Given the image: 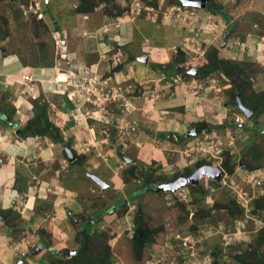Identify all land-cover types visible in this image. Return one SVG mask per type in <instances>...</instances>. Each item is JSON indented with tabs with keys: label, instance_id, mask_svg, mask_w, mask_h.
<instances>
[{
	"label": "rangeland",
	"instance_id": "1",
	"mask_svg": "<svg viewBox=\"0 0 264 264\" xmlns=\"http://www.w3.org/2000/svg\"><path fill=\"white\" fill-rule=\"evenodd\" d=\"M117 1L124 14L113 18L104 4L82 13L79 0H0V118L15 122L13 102L28 96L21 99L18 126L37 115L36 105L43 107L69 144L35 136L46 141L34 150L50 141L55 146L40 157L30 154L0 186L6 230L0 236L10 231L9 245L17 244L21 261L43 251L49 259L53 247L56 257H71L84 225L71 216L77 210L92 217L87 232L109 242L111 264H243L238 257L245 254L248 263L262 262L264 210L256 209V200L264 196V113L251 117L232 101L236 85L224 69L243 72L248 94L264 91V58L232 57L236 42L251 32L264 54V0ZM254 2L258 9L250 7ZM215 56L229 63L204 74ZM168 62L177 67L171 74ZM92 63L100 72H92ZM17 66L31 67V74L22 78ZM182 85L195 87L187 98L191 107L173 96ZM171 96V104L164 103ZM201 126L206 129L191 136ZM0 140H7L1 148L10 142ZM78 156L81 163L72 164ZM245 157L254 169L244 166ZM226 159L233 173L224 169ZM132 168L136 179L128 183ZM196 173L198 183L172 189L178 178ZM230 200L244 208V217L214 207ZM201 208L210 213L197 220ZM140 212L143 228L156 233L138 260L133 246Z\"/></svg>",
	"mask_w": 264,
	"mask_h": 264
},
{
	"label": "trees",
	"instance_id": "2",
	"mask_svg": "<svg viewBox=\"0 0 264 264\" xmlns=\"http://www.w3.org/2000/svg\"><path fill=\"white\" fill-rule=\"evenodd\" d=\"M80 1V8L82 10V13L88 14V13H93L100 4L105 5V11L107 16H111L113 18L120 17L124 14V9L121 7V5L118 3L117 0H79ZM217 53V52H216ZM215 63L212 64L211 66H206V68L203 69L204 74H209L216 72L218 70L223 71V64L229 63L226 60H219L215 56ZM151 61L153 65H158L156 64V60L151 58ZM234 63V62H233ZM160 65V64H159ZM168 68L165 69L167 72H170L169 74L173 73L175 68L174 64L171 62L167 63ZM120 69L119 67L116 68ZM180 69V68H179ZM200 72V70H199ZM201 72V73H202ZM224 73L235 83V89L232 90L230 93V97L232 101L238 102L240 100L241 104L250 111L251 114H253V117H259L261 113H264V91L262 93H256L253 92L252 94H248L247 90L249 87V84L245 80V76L243 75V72H228L224 69ZM37 109L39 110L37 115L30 119L27 126L23 128H18V133L20 135L21 139H26L27 137H35V136H47L50 137L53 141L59 142L60 144H64L66 146H69L67 140L63 138L61 135H58L57 132L58 130L54 128V126L51 124V122L48 120V116L46 114V110L43 107L37 106ZM8 118V116H7ZM11 121L10 119H8ZM202 128H197V132L201 133L203 130ZM82 158L76 157L75 162H72V164H80ZM79 161V162H78ZM244 166L247 165L250 167V169H254V166H252V162L247 160L246 157L243 160ZM224 169L226 168L227 171L230 173H233L234 167L231 165L230 161L226 159L223 163ZM134 168L131 170L126 171V177H127V182L130 183V181L134 178L136 179V176L134 174ZM188 174V173H187ZM186 174V175H187ZM185 174H182V176ZM189 176H183V177H190ZM131 179V180H130ZM133 179V180H134ZM180 179V178H178ZM177 179V180H178ZM153 183L149 180H145L144 186L149 188L152 187ZM203 203V198L201 199V203ZM214 207L216 208H222L227 211H229L231 216L236 217L237 215H240L244 217V208L237 204L236 201L230 200V202L226 203H221V204H216ZM256 209L257 210H264V196L256 200ZM209 211H206L204 209H200L196 214L195 217H197V220L204 219L209 215ZM143 216V212L139 213V216H137V223L138 225L140 224L138 228V232L136 234L137 241L134 243L133 250L135 254V258L138 260H141L143 256V252L145 249V245L149 243V241H153V234L156 233V231H151L147 227L143 228V224L141 223V219ZM76 220L80 221V225L82 226L83 223V229L78 230L77 238L76 241L79 245V248L76 250V254L72 255L71 257H54L53 252L51 253L52 256L49 259H46L49 264H111V256H112V250L111 247L109 246V242L98 232H95L93 234L87 232L86 230V224L85 221L88 220L91 216L90 215H85L84 212L76 215ZM92 218V217H91ZM3 220L6 222L7 226L9 228L14 229L13 225L11 226L10 223H8L5 219ZM76 220L72 222L75 226ZM87 222V221H86ZM79 225V224H78ZM264 231V230H263ZM262 231V233H263ZM158 233V232H157ZM262 238V239H261ZM260 239L264 240V237L262 236ZM260 245V244H259ZM217 255V254H216ZM249 256L247 254L241 255L238 257V260L241 261L243 264H252L248 263ZM214 264H219L218 262H215ZM257 264H264V260L257 262Z\"/></svg>",
	"mask_w": 264,
	"mask_h": 264
},
{
	"label": "crops",
	"instance_id": "3",
	"mask_svg": "<svg viewBox=\"0 0 264 264\" xmlns=\"http://www.w3.org/2000/svg\"><path fill=\"white\" fill-rule=\"evenodd\" d=\"M250 7L252 9H258V6L256 8L255 2L252 5L250 4ZM258 25H260V24L256 23V26H258ZM233 35H235V34H233ZM233 41H235V39L232 40V42ZM239 41L236 42L235 51H233V53H232V57L233 58H235V55H237L238 57H240L242 59H247L248 60V59L251 58V56H256L258 58V54H259V58L258 59L264 58V54L259 53L257 51V49H258L257 47L258 46H257V44L255 42L258 43L260 41H259L256 33L254 34V33L251 32L249 35H247L246 41L243 42L244 44L241 43V40H239ZM247 47H250V48H247ZM253 47H255V48H253ZM248 49H251V51H249ZM255 49H256V51H255ZM223 51H225V53H227L230 50L226 49V50H223ZM82 53H84L83 54V55H85L84 57H86V56L89 57V54H87L88 52H87L85 47H84V50H83ZM81 61L83 62V63L81 62V64H85L84 60L81 59ZM249 61H251V60H249ZM97 64L98 63H92V65H91L92 72L94 70H98L100 72L101 68L97 69V66H96ZM17 69H18L19 75H21L22 78L25 75H30L31 74V71H30L31 67H28V66L27 67L26 66H23V67L17 66ZM102 71L103 72L110 71L109 70V66L107 68V65H105V66L103 65L102 66ZM59 76H60V79L65 77V76H63V74H60ZM112 80H113V77H112ZM164 88H167V86H165ZM178 88H179V90H178ZM178 88L174 91L175 93H174L173 96L176 95L178 97V99H179L178 103H181V105L188 103L187 104L188 107H191V104H190V102H189V100L187 98H188L189 92H191V91L193 92L195 87L194 86L187 87V85H182V86H180ZM166 92H167V90H166ZM21 93H25V91H22ZM173 96L168 98L166 100V102H164V103H167L168 105H170L171 101L173 100ZM25 97L28 98V96H24V95L21 96V97L18 96L17 100L14 98L15 99V101L13 102L14 106H15L14 108L17 109V113H16L15 117L13 116L14 117L13 119L15 120V122L8 121L6 123H3L2 119L0 118V139H1L2 136H6V139L9 138V141H10V142H8L6 147L1 148L2 147V141L5 143L7 140L6 141L0 140V160L4 158V159H6V161L9 162V165L6 166V168H5L4 163H2L0 165L1 170L4 168V170H2L0 172V186H3V184H5V183H9L12 180V178H14V176H16L18 171L22 167H24V165H27L26 160H28V156L30 154L37 152L38 153V157H40L42 154H45L47 151L52 152L53 151V147L55 146V143L53 141H50V143L47 144L50 147H40L37 150L36 149L34 150L35 147H37V146L39 147L41 144L43 146V144L45 143L46 140L44 138H39V137H29L27 139H21V138L19 139L17 137L16 133L18 132V127L19 128L22 127L21 125L18 126V123H19L20 120H18L19 117L17 116V114H22L23 112H25V110H24L25 108L23 109L22 108L23 106H21V103H20L21 99H25V101L27 100V98H25ZM168 97H169V94H168ZM37 98H39V96H36L33 99L36 100ZM22 102H24V100ZM192 102L196 106V101L194 100ZM18 103H20V104H18ZM220 115H222V114H220ZM24 116H26V115L24 114ZM214 117L216 118L217 116H214ZM42 140H44V141H42ZM34 144H35V147H34ZM22 163H24V165ZM65 197L67 198L68 196H64V198ZM69 203H71V202H69ZM62 209L63 208H61V210L59 212V215L60 216L62 215V218L65 220L67 218L66 217L67 215H66V213H64V210H62ZM70 213H71V216H76L80 212L76 210V211H72ZM66 221H68V223H69L70 220L66 219ZM3 229H4V227L2 225H0V232L1 233L6 231L5 229L4 230ZM8 232H10V231H8ZM8 232L3 233V235H4L3 237L0 236V264H12V263H14L13 260L16 261L15 263H17V264H49L47 262V260H46V259H48L47 254H45L44 251L42 253H39L38 255H35V256H31L30 255L28 257L29 258L28 260L24 261V259H23L21 261L20 260L21 259L20 256H18L17 252L14 250V248H15L14 246L17 245V244L14 243V246H13V244L9 245L10 242H8V240H11V238L9 237L10 235L8 234ZM68 244H69V242L67 243V245ZM56 249H57V247H53L52 248V251H54V253H53L54 257H55V254H56L55 253ZM60 251L62 252V254H65L63 252L64 250H60ZM44 255H46V257Z\"/></svg>",
	"mask_w": 264,
	"mask_h": 264
},
{
	"label": "water",
	"instance_id": "4",
	"mask_svg": "<svg viewBox=\"0 0 264 264\" xmlns=\"http://www.w3.org/2000/svg\"><path fill=\"white\" fill-rule=\"evenodd\" d=\"M193 73L194 74H198V69H195L194 71H193ZM238 102H240V100H238ZM241 103V102H240ZM244 107V106H243ZM245 108V107H244ZM249 111V110H248ZM249 114H250V116L251 117H253V114H251L250 113V111H249ZM197 134V130H194L193 132H191V136H193V135H196ZM72 159V158H71ZM201 171H203V172H201V173H207V172H205L204 170H201ZM202 175L201 174H199V173H196V174H194V175H192V176H190V177H182V178H180L178 181H176L174 184H172L171 186H173V188L172 189H174V188H176V186H178V188L180 187V186H188V185H192V184H195V183H198V180H199V178L201 177ZM75 255V254H74Z\"/></svg>",
	"mask_w": 264,
	"mask_h": 264
},
{
	"label": "built area",
	"instance_id": "5",
	"mask_svg": "<svg viewBox=\"0 0 264 264\" xmlns=\"http://www.w3.org/2000/svg\"><path fill=\"white\" fill-rule=\"evenodd\" d=\"M27 79H28V78H27ZM180 81H181V77L178 76V77L174 78V82H175V83H178V82H180Z\"/></svg>",
	"mask_w": 264,
	"mask_h": 264
}]
</instances>
